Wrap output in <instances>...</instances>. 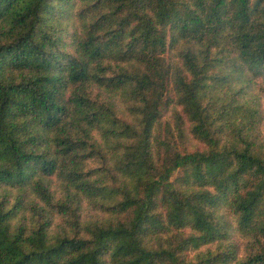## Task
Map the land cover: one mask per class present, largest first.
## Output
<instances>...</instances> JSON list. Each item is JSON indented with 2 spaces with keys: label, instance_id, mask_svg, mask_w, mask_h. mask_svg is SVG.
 <instances>
[{
  "label": "trees",
  "instance_id": "16d2710c",
  "mask_svg": "<svg viewBox=\"0 0 264 264\" xmlns=\"http://www.w3.org/2000/svg\"><path fill=\"white\" fill-rule=\"evenodd\" d=\"M263 103L264 0H0V264H264Z\"/></svg>",
  "mask_w": 264,
  "mask_h": 264
},
{
  "label": "rangeland",
  "instance_id": "374dc122",
  "mask_svg": "<svg viewBox=\"0 0 264 264\" xmlns=\"http://www.w3.org/2000/svg\"><path fill=\"white\" fill-rule=\"evenodd\" d=\"M263 106H264V103H263ZM163 118H164V120L168 121L169 125H170L172 128H175L174 120H172V118H171L170 111L167 112V113L164 115ZM187 132H188V129H187V126L185 125L184 134H183V136H182L183 143L178 142L176 145H179V146H186V147H189V148L192 147V144L200 146L199 143H197L195 140H193V139L190 137L189 132H188V133H187ZM174 133H175L174 136H175L176 140H178L176 131H175ZM58 185H59V182L53 180L52 187H53V188H56Z\"/></svg>",
  "mask_w": 264,
  "mask_h": 264
}]
</instances>
